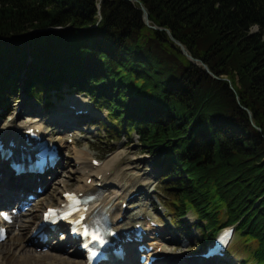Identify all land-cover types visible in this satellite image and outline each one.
Listing matches in <instances>:
<instances>
[{"label":"trees","instance_id":"1","mask_svg":"<svg viewBox=\"0 0 264 264\" xmlns=\"http://www.w3.org/2000/svg\"><path fill=\"white\" fill-rule=\"evenodd\" d=\"M66 87L155 157L174 226L232 224L264 264V0H0V107Z\"/></svg>","mask_w":264,"mask_h":264},{"label":"rangeland","instance_id":"2","mask_svg":"<svg viewBox=\"0 0 264 264\" xmlns=\"http://www.w3.org/2000/svg\"><path fill=\"white\" fill-rule=\"evenodd\" d=\"M149 26L151 25L149 24ZM52 94L50 106H44L43 103L19 92L8 98L5 104L0 107V134L4 133L11 125L16 127L27 123L30 126H41L48 137L55 139L60 150L59 166L54 171L55 177L46 178L49 181V186L43 189V193L32 203L33 207L16 219L15 224L9 229L8 239L0 243V264H69L82 260L80 256L74 254L70 241L59 242L61 245L66 243L65 248L63 251H55L50 248L39 250V248L29 249L27 247L19 249L13 241L9 240L10 236L19 233V228L22 230L27 228V235L31 234L33 218L36 217L35 220H39L43 210L49 206L57 205L63 193L77 192L83 184L93 185L92 178L84 180L85 172H81V162L77 161L81 157L85 159L86 165L88 164V169L90 164L96 169L110 168L108 169V179L102 185L104 189L102 196L105 198L115 200L122 197L119 187L125 183L134 185V194L137 198L135 201L129 202L130 199L127 197L125 203L122 204V211L124 212L128 205L135 202L137 204L144 203L143 211L146 220L150 224L159 226L151 234L160 236L155 244L157 250H161V245L166 248L167 254H170L166 256L178 257L184 253L188 258H196V256L199 258L203 249L200 247V233L196 228V225H200L196 214L188 211L177 227L170 223L173 215L164 206V203L168 206L170 197L162 189L161 170L154 165L155 157L147 152V149L139 147L137 136L132 135L129 140L120 136L118 140L112 141L98 125L100 121L105 120V111L100 112L95 109L87 97L69 93L67 87L57 94L55 92ZM58 96H61V101H57L60 98ZM22 105L25 109L22 114H19L18 110ZM79 110L86 114L74 117L72 114H76ZM65 112L67 117L70 115V119L77 121L68 129H57L51 125L53 123L41 120V116L47 120L56 119L60 117V113ZM36 119H39V123L35 121ZM94 160L98 162V165L93 164ZM35 188L33 187L32 191ZM119 202L117 200L115 203L119 205ZM134 211L137 209H130L131 213ZM224 217L225 212L223 211L220 214L223 223H225ZM247 246L255 248L252 243H246L235 232L226 259H231V262L235 264H254L252 254L246 249ZM50 254H53V257H50ZM224 262L227 264V260Z\"/></svg>","mask_w":264,"mask_h":264},{"label":"bare ground","instance_id":"3","mask_svg":"<svg viewBox=\"0 0 264 264\" xmlns=\"http://www.w3.org/2000/svg\"><path fill=\"white\" fill-rule=\"evenodd\" d=\"M10 108V107H9ZM25 107L22 105L19 107V114H22L24 112ZM65 113H60V117L54 119H46L44 116H41V120H45L46 122L49 123H53L51 125L55 126L57 129H66L69 128L73 125H75L77 123L76 119H70V115L69 117H67ZM74 116V114H72ZM20 116V115H19ZM79 117V116H78ZM35 121H37L39 123V119H36ZM41 127V126H40ZM32 128V126L27 125V123L22 124V125H18L15 127V125H11L10 127H8L6 129V131L2 134H0L1 138H4L6 140L13 138V140H17L19 139V134L20 131L23 129L27 130ZM38 130L41 133V136L46 139L49 140L46 136H45V132H42V127L38 128L34 126V130ZM47 132V131H46ZM60 139V138H58ZM52 140V139H50ZM55 141V140H54ZM77 161L81 162V172L85 174L83 176H85L84 180L86 181L89 178H92L93 180V185L91 186H87L85 184L81 185L80 189L77 191V193H91L94 194L98 191V186L103 185V182L106 181L108 179V175H109V170L110 168H107L106 170L103 169H96L92 166V164L89 165V169L87 168L88 164L86 165L85 159L83 157L77 159ZM1 169L4 171V169L7 171V173L5 172H1ZM87 170V171H86ZM55 170L49 171L47 174L48 175H52V177H55ZM100 178L99 180L97 178ZM110 177V176H109ZM53 180V179H52ZM30 182H19L17 181V178L13 176V174L10 173V170L8 168V163L7 162H1L0 163V204H8L10 205V203L15 202L16 200L20 198V196L22 194L27 195V193H31L30 192ZM34 186H38V187H42V188H47L49 186V181L47 182L46 179L44 178V176H42L40 178V181L37 183L35 182ZM119 190L122 192L121 195L122 197H118L115 200L114 199H110V198H105L102 196V198H100V200H98V212L101 213L103 212L104 214L108 215L110 218V221L113 223L111 224V227L113 229H119L120 227H126V229H128L129 227H133L135 225H141L145 223L146 229L148 230L147 233L149 232H153L155 231V229L150 228L148 223L145 219V213L143 211V207H144V203H140L137 204V202L128 205V207L125 209V211H122V204L125 203V199L127 197H130V201H135L137 198L134 194V185L132 184H124L123 186L119 187ZM120 195V196H121ZM101 196V195H100ZM61 199L62 196H60L59 198V202L61 203ZM120 201L119 205L116 204V201ZM19 202H21V200H19L17 203L19 204ZM40 202V201H39ZM118 203V202H117ZM134 208L137 209V211L134 212H130V209ZM4 211H7L6 209ZM19 213H22V211H19ZM128 214V215H126ZM36 217H34L33 219L35 220ZM119 218H122V221L120 224H114ZM182 225V224H181ZM125 230V229H124ZM19 233H17L14 236H10L9 240L13 241V243L17 246V248L19 249H25L27 247H29V249L31 248H37L39 246L42 245V242L38 239H35L33 236H31V234L27 235V228L22 230L21 228L18 229ZM160 238V237H159ZM8 239V237H7ZM72 242V241H70ZM73 243V242H72ZM156 240L150 242V245L155 244ZM64 245L61 244H57L54 247H49L47 246V248H51V250H55V251H63L64 250ZM132 246H126V257L124 259V262H119V261H115L112 260L111 264H133V256H134V252L132 250ZM161 247L160 252L157 251V249H154V251L152 250V254L155 257H158L160 260H158L156 263L153 264H204V260L199 259V258H194V257H186L184 253H181L180 256L178 257H169L166 255H170L167 254L166 252V248L165 247ZM157 248V247H156ZM163 252V253H161ZM74 254L76 256H80L82 258V254L79 251H74ZM183 254V255H182ZM148 256V255H147ZM50 257H53V254H50ZM186 257V258H185ZM228 256L224 255L223 258L221 259H217L214 258L212 260H208L205 264H226L224 261L227 260V264H235L231 262V259H226ZM3 261V259H2ZM177 261H179V263H177ZM222 261V262H220ZM147 262V259L145 261V264ZM69 264H84L83 258L80 262H70Z\"/></svg>","mask_w":264,"mask_h":264},{"label":"water","instance_id":"4","mask_svg":"<svg viewBox=\"0 0 264 264\" xmlns=\"http://www.w3.org/2000/svg\"><path fill=\"white\" fill-rule=\"evenodd\" d=\"M99 1H101V0H99ZM139 9H140V11H141V13H142V19H143V22H144L145 25H147L148 27H150V28H152V29H157V30H159V31H165V32L167 33V35L169 36L170 40H171L175 45H177V46L180 48V51H181V53H182L184 56H186V57H187L191 62H193L194 64L201 66V67L205 70V72L211 74L210 71H209V69L207 68V66H206L205 64H202V63L199 62L198 60L193 59V58L191 57V55L187 52V50L185 49V47H184L183 45H181L178 41H176V40L171 36L169 30H165V29H162V28H157V27H154V26H149L150 22H149V19H148V14H147L146 9H145L141 4H140V8H139ZM211 75H212V74H211ZM212 76H213V75H212ZM213 77H215V76H213ZM247 113H248V116L251 117L250 112L248 111Z\"/></svg>","mask_w":264,"mask_h":264},{"label":"snow or ice","instance_id":"5","mask_svg":"<svg viewBox=\"0 0 264 264\" xmlns=\"http://www.w3.org/2000/svg\"><path fill=\"white\" fill-rule=\"evenodd\" d=\"M66 195H68V194H66ZM69 199H71V200H73V202H75V197L69 195ZM50 214H51V215H54V213H53L52 210H49V213H46L45 218L48 219ZM52 222H55V221H52ZM0 231H2V230H0Z\"/></svg>","mask_w":264,"mask_h":264}]
</instances>
